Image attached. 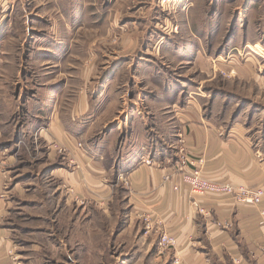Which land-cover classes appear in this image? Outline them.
<instances>
[{"label": "rangeland", "instance_id": "1", "mask_svg": "<svg viewBox=\"0 0 264 264\" xmlns=\"http://www.w3.org/2000/svg\"><path fill=\"white\" fill-rule=\"evenodd\" d=\"M57 45L61 52L54 54ZM111 79L126 99L108 108L98 126L112 115L106 129L118 125L127 106L159 113L145 121L146 136L161 140L165 159H195L182 145L164 143L159 128L172 121L170 96L202 112L223 136L246 139L264 159V0H0V199L15 239H28V264H175L169 251L175 246H161L162 233L129 216L127 177H119L111 204L75 194L54 171L79 166L71 150L45 141L42 127L28 128V96L39 82L65 83L64 107L88 88L104 100L102 108L114 93ZM131 121L119 128L120 140L133 130ZM16 182L21 195L12 191ZM8 254L23 264L13 248Z\"/></svg>", "mask_w": 264, "mask_h": 264}, {"label": "crops", "instance_id": "2", "mask_svg": "<svg viewBox=\"0 0 264 264\" xmlns=\"http://www.w3.org/2000/svg\"><path fill=\"white\" fill-rule=\"evenodd\" d=\"M90 22L91 18H88ZM86 28L95 29V26ZM50 49L47 48L48 54ZM52 49L55 50L54 54L61 52L58 45ZM108 82L114 93L105 100L108 105L104 104L102 108L99 105L104 100L98 101L90 96L88 92L92 90L88 88L84 92L78 91L71 103L64 107L65 94L62 91L65 83L58 81L52 84L39 82L38 90L28 96L30 131L42 127V138L63 143L79 165L75 168L68 165L57 168L54 170L57 177L70 185L75 194L92 201L104 196L109 204L118 195L119 177H127L130 184L125 188L124 197L131 207L129 216L138 224L143 221L145 229L151 230L149 232H168L176 238L175 247L169 250L171 258H177L176 264H235L234 258H239L240 264H264V216L260 213L264 209V197L258 205L251 206L237 203L229 195L199 196L191 193L180 182L178 161L170 157L165 159L169 153L158 149L159 145L162 146L161 140L154 136L150 139V133L146 136L145 121L160 119L159 113L144 111L139 107L130 112L127 106L126 110H120L122 119L117 126L114 124L106 129L109 123L114 122L116 116L113 115L110 116L111 120L98 126V118L108 108L114 110L113 104L126 99L115 93L116 83H119L117 80ZM120 84L126 85L123 82ZM153 98L156 100L147 101L154 103L160 99L158 95ZM168 101L172 121L168 126L159 128L165 133L166 147L182 145L190 155L202 157L204 173L211 179L233 185H264V159L256 158L253 147L246 139L223 136L221 128L207 124L202 112L184 105L178 106V98L171 100L169 96ZM2 118L0 135L4 136L2 125L5 122H2ZM130 118L133 130L125 131L121 141L122 133L118 130L122 129L123 124L128 127ZM134 120L139 122L134 124ZM77 142H80V147L76 145ZM148 159L151 160L150 164L145 162ZM166 175H170L169 180L164 179ZM17 183L12 191L21 195ZM174 184H178L177 190L173 188ZM194 199L209 209L208 216L196 211L192 204ZM8 213H11L10 210L0 199V264H16L8 254L11 248L21 257L20 263L28 264V239L20 238L24 242L15 239V228L5 224ZM219 220H228L231 226L224 228L216 225ZM94 255L87 254L88 257Z\"/></svg>", "mask_w": 264, "mask_h": 264}, {"label": "built area", "instance_id": "3", "mask_svg": "<svg viewBox=\"0 0 264 264\" xmlns=\"http://www.w3.org/2000/svg\"><path fill=\"white\" fill-rule=\"evenodd\" d=\"M183 150V149H182ZM147 164H150L151 160H145ZM74 166L76 163L70 161ZM177 171L179 174L180 182L187 186L191 193L195 195H229L234 198L237 203L244 205L256 206L264 197V185L251 187L248 185H233L229 182L218 181L207 177L204 173V159L202 157H196L195 159L180 156L178 161ZM165 180L170 179V175L164 176ZM126 182V179H124ZM173 188L178 189V184H174ZM196 211L203 215L208 216L210 214L209 209L201 206L195 199L192 201ZM261 215L264 216V209L261 210ZM146 220V218H144ZM146 226L148 222L145 223ZM218 226L229 228L231 223L228 220L216 222ZM159 237V244L161 246L174 247L176 245V238L166 232H161ZM239 258H234V261H239ZM174 263H178L177 258L174 259Z\"/></svg>", "mask_w": 264, "mask_h": 264}]
</instances>
